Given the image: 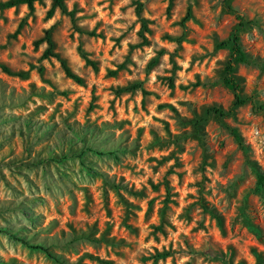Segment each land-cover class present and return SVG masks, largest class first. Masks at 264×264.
I'll use <instances>...</instances> for the list:
<instances>
[{"label": "rangeland", "instance_id": "1", "mask_svg": "<svg viewBox=\"0 0 264 264\" xmlns=\"http://www.w3.org/2000/svg\"><path fill=\"white\" fill-rule=\"evenodd\" d=\"M7 1L0 264H264V0Z\"/></svg>", "mask_w": 264, "mask_h": 264}, {"label": "trees", "instance_id": "2", "mask_svg": "<svg viewBox=\"0 0 264 264\" xmlns=\"http://www.w3.org/2000/svg\"><path fill=\"white\" fill-rule=\"evenodd\" d=\"M44 0H9L7 2H5L4 4H2V8L6 9V8H12V7H17L20 5H25L27 8L31 9L33 7L34 3H38V2H42ZM54 7H60L61 9H63V0H49ZM223 4L226 7V11L229 13H232L235 15L236 19L238 20V26L237 28L234 30V32L231 34V36L229 37V39L220 44L219 47H225L228 46L230 49V57L226 63V66L224 68V77H223V84L226 88H228L230 91L233 92L234 95V103L233 106L237 107V106H242L246 103L245 100H242L239 96V92H240V84L238 82V80L235 78V76L233 75L234 73V68H235V64L236 63H247L246 57L242 51L241 48V44H240V37L239 34L241 32V30L244 28L245 24V19L243 16H241L229 3L228 0H222ZM52 13V10H50V12L48 13V15H50ZM69 15H72V13H70ZM18 33V30H16L15 34L16 35ZM93 35V34H92ZM47 44L49 47H52V42L50 40L47 41ZM45 55L51 56L56 58L57 56L55 54H51L50 50L47 49L45 52ZM86 64L91 66L92 68H95V64L93 62H91L90 60L86 59L85 60ZM61 66L63 68V71L66 75V77L72 79L74 82H76L77 84H81V79L78 78L76 75H74L69 68L66 66V64L61 61ZM3 70L6 73H11V71L7 68H3ZM137 86H131V89H135ZM143 94H145L143 92ZM251 109L252 112L254 114H258V115H262L264 118V104L263 103H259L256 104L255 102L251 103ZM209 112H212L213 114H215L216 116L219 117H227L228 115L231 114V110H229L228 112H225L222 109L219 108H212L210 110H208ZM231 135L234 137V139L240 143L239 137L237 135L236 130L232 129L231 130ZM262 181L263 178L262 176H258V185L261 186L262 185ZM37 249H41L43 250L42 247H38ZM169 253L168 252H164L161 254H157L155 256V258H161V257H165L168 256Z\"/></svg>", "mask_w": 264, "mask_h": 264}]
</instances>
